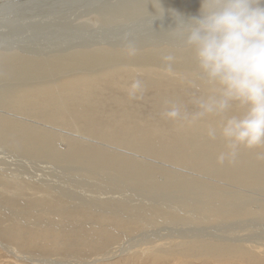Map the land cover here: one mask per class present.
Here are the masks:
<instances>
[{"label":"bare ground","instance_id":"6f19581e","mask_svg":"<svg viewBox=\"0 0 264 264\" xmlns=\"http://www.w3.org/2000/svg\"><path fill=\"white\" fill-rule=\"evenodd\" d=\"M19 1L27 6L32 0H0V23L19 19L18 12H15L19 6L21 8ZM106 2L90 0L83 7L79 4L81 1L74 3L68 9L72 16L71 24L93 9L101 13L96 22L122 24L117 27L121 28L128 26L127 21L134 15L148 9L162 14L186 10L195 13L201 6V0ZM66 5L70 3H66L64 9ZM55 13H50L49 17ZM161 16L166 17L160 15L144 20ZM80 35L78 32L62 40L68 42L62 43L59 49L50 50L51 53L59 52V56L38 54L37 57L44 58L36 59L27 49L12 50L11 54L0 53V149L8 156L0 158V214L4 210L16 224L38 218L39 225L43 226L35 230L19 229L30 245L22 243L27 249L33 248L31 245L43 249L41 240L46 233L66 235L65 240H69L82 232V242H85L82 247L73 248L72 244L70 247L50 246L53 255L58 257L96 251L94 256H98L92 263L97 264L111 258L131 256L135 252L150 254L154 260L162 258L160 256L174 259L190 256L199 264H210L211 260L217 261L221 254L226 253L241 256L245 261L252 259L255 261L253 264H257L258 258L264 256V158H258L264 155V146L251 150L241 148L234 161L220 163L218 156L224 151L223 142L208 139L204 134V124L188 126L182 121H171L162 116L169 101L185 106L191 104L192 90L186 84L191 64L187 54L174 41L160 45L161 37L151 35L127 36L123 41L110 38L101 40L109 43V49L95 48L68 54L74 46L95 45L82 44ZM166 52L176 56L171 72L165 71L162 63V54ZM140 77L146 81L145 87H155L151 103L153 109L161 114L159 120L156 116H151L153 120L143 117L132 104L133 111L130 108L129 111L121 110L111 118L103 115L105 112L101 109L88 112L92 109L90 102L94 99H97L96 102L106 100V94L116 95L113 93H118L112 99L114 107L121 109L125 101L119 95H125L131 101L128 82ZM143 101L146 102L145 99ZM121 128L124 131H119ZM73 132L93 135L94 140L106 139V143L116 142L114 136H119V143H114L117 146L131 151L138 147L136 150L141 155L161 160L180 168V171L157 167L154 170L149 165L123 156L127 151L122 148L125 152L121 154L79 144L70 139ZM91 137L89 140L92 142ZM5 154L0 152V156ZM9 164L12 168L7 167ZM21 164L34 165V173ZM82 168L86 175L99 180V188L96 189L99 198L86 199L69 193L52 179L50 172L62 170L72 176H82ZM183 172H188L189 176L181 174ZM35 179L38 183L31 181ZM127 191L139 194L142 200L109 196ZM104 195L108 197L103 198ZM134 222L142 228L136 234L134 227L131 228ZM158 227L162 229L158 230ZM147 229L149 231L146 232ZM3 231L11 242L20 232ZM15 249L9 248V251L13 250L10 253L21 252ZM188 257H184L186 261ZM21 258L32 260L33 257L21 255ZM60 260L34 261L41 264H69L72 261L64 257ZM74 262L82 264L79 259Z\"/></svg>","mask_w":264,"mask_h":264},{"label":"clouds","instance_id":"9594fccd","mask_svg":"<svg viewBox=\"0 0 264 264\" xmlns=\"http://www.w3.org/2000/svg\"><path fill=\"white\" fill-rule=\"evenodd\" d=\"M174 16L167 34L191 64L186 84L193 107L169 101L162 116L204 124L208 139L223 142L220 163L234 161L241 148L264 146V0H201L197 15ZM161 59L171 72L176 56L166 52ZM143 90L135 80L129 97Z\"/></svg>","mask_w":264,"mask_h":264},{"label":"rangeland","instance_id":"374dc122","mask_svg":"<svg viewBox=\"0 0 264 264\" xmlns=\"http://www.w3.org/2000/svg\"><path fill=\"white\" fill-rule=\"evenodd\" d=\"M78 1H81V3H79V4H82V7H83V6L87 5V3L90 0H43V1L42 0H39V1L38 0H32V1L29 2V4H31V5L28 4L27 6L22 5L23 1H19L18 4L21 5V8L19 6L18 7L19 9L15 11L16 13L18 12L17 15H19V19L15 18V21H5V22H1L0 23V31L2 32L1 35H0V53L11 54V53H13V52H11L12 50L16 51L17 49H27L30 52L32 51L31 52L32 53L31 56H34L36 59L37 58H44V57H37L38 54L40 56H45V57H50V56H53V55L54 56H59L60 55L59 52L51 53L52 51H50V50L51 49H59V48H61V46L63 45L62 43L68 42L67 40L65 42H62V40L64 41L65 39H69L73 35H76V33H78V32L81 34L80 37H82V44H92L93 43L95 45H86V46L78 45V46H74L67 52L68 54L71 53V52H74V51H81V50L82 51H89V50H93L95 48H108L109 49V45H108L109 43H107L106 41L103 43L101 40L110 39V38H116V39H118L120 41H123L127 36L134 37V36H137V35L160 36L161 39L159 40V44L160 45H165V43L167 44L168 42L171 41V38L169 37L167 32L173 30L176 27L175 18H171V16L175 15L174 13L169 12V13L162 14V13L157 12V11H151L150 9L145 10L141 14L134 15L130 20L127 21L126 24H128V26L121 27V28H117V27L122 26V24H116L115 25L114 23L103 24V21L96 22L95 19L101 14V13H99V11H97V9H93L91 12H88L87 14L82 15V17H80L74 24H71L70 19H71L72 16L69 15L68 9L71 8L73 6V4L78 2ZM106 1H108V0H103V2L107 3ZM109 1L112 2L113 4L119 2V0H109ZM66 3H70V5H68V6L66 5V9H64L65 8L64 5ZM60 4H62V5H60ZM41 8H43V9H41ZM75 9H76V7H75ZM94 10H96V11H94ZM55 11L57 13H55ZM82 12H83V10H82ZM50 13H55V15L53 17H49ZM170 13H172V14H170ZM178 13L181 14V15L183 14V16H185V17H189V16H192V15H197L198 11L196 10V12L194 13V11L193 12H189V11L186 10L184 12H178ZM160 15H165L166 17L161 16L162 18L152 19V20H144L146 18L150 19L152 17H157V16H160ZM60 17H61V19H60ZM140 19H143V20H140ZM1 20L2 19H0V21ZM25 20H27V21H25ZM12 27H13V29H12ZM38 29H40V31ZM37 31L39 33H37ZM40 33H41V35H40ZM50 33H52L53 36ZM48 36H50V38ZM51 37H53V38H51ZM105 43H107V44L105 45ZM8 50H10V51H8ZM33 53H35V54H33ZM42 53L44 55H42ZM135 80H140L143 83V85L146 83V81H144L141 77L140 78H134V79H132V81L128 82V86H127L128 89H130L131 84ZM144 88L145 89L147 88V89L146 90L144 89L142 94L141 93L137 94V96H138L137 98H139V99L130 98L129 97L131 99V101H128L126 99L127 96L119 95L125 101V105L121 109H117L116 107H114L113 100H112V99L115 98V96L118 95V93L110 92L111 94L113 93V94H116V95L108 96V94H106L107 97H105V98H107V99L103 100V101H101V99H99L98 102H96L97 99H94L93 102H90L91 105H92V109H89L88 112L92 113V111L95 110V109H97V110L101 109L103 112H105L103 115H107L108 118H111V117L116 116L118 114V112L121 111V110L128 109V111H129V108L131 109L130 105L132 104V105H134V107L136 106L135 107L136 110L141 112L143 117L150 118V120H153L152 117L154 116V118H155V116H156V119L159 120L161 118L160 117L161 114L156 112L155 109H153L154 106H153V103H151L152 95H154V93H153L154 89L153 88H155V87H145L144 86ZM144 96H145V98H144ZM140 98L142 100H140ZM143 99H145L146 102L143 101ZM94 104H96V105L94 106ZM98 105H100V106H98ZM187 105L190 106V109L188 108L189 106H187V108L189 110H192L193 106L191 104H187ZM137 106H138V108H137ZM100 107H102V108H100ZM105 107H106V109H104ZM111 107L112 108L114 107V109H112ZM143 110H145V111L143 112ZM109 111H110L111 114H113V116L110 113H108ZM151 111H152V113H151ZM88 115H90V114H88ZM92 118H94L96 121L98 120L96 117H92ZM97 125H98V123H97ZM48 126H52V125L49 124ZM56 129H58V127ZM57 131H59V130H57ZM119 131H124V130L121 128V129H119ZM70 134L72 135V136H69L70 139L73 138L72 140H74L75 142L77 141L79 144L81 142V144H84V145L86 144L87 146H96V148H102V149H105V150L107 149V151L108 150H112V151H116L117 153H121V152L123 153V152L127 151L128 153L125 152L123 156H128L135 162H140V163L149 165L154 170L157 169V168L158 169H162V170H164V169H167V170L171 169L172 170V169H176L177 168V167L165 164L161 160H160L161 161L160 162L159 160H157L155 158L148 157V156H145V155H141L140 152L138 150H136L138 147L136 149H134V150L132 149V151H131V149H126V148H122V146L121 147L117 146V144H114V143H119V139H121L119 136H114V139L116 140V142H107L108 143L107 144L106 143V139H103L102 140L103 142L99 141V140H94L95 138L93 137V135H88V134H83V133L81 134V133H77V132H73V133H70ZM76 135H78V136H76ZM83 135H84V137H83ZM91 136L93 137V139H92L93 143L91 142V139L89 140V138ZM66 137L69 138L68 135H66ZM118 137H119V139H118ZM70 139H68V140H70ZM79 140H81V141H79ZM98 141L101 142V144H99ZM109 143H112V144H109ZM104 144H106V145H104ZM107 145H109V146H107ZM121 148L124 149L125 151L122 150ZM129 151L131 153H129ZM0 152L2 154H5L2 149H0ZM137 152L139 154H136ZM6 157H8L6 154H5V156H0V158H6ZM12 164H16V163H12ZM17 165H13V166L16 168ZM21 166H24V168H26L27 171L34 173V170H35V166L34 165H31V164L22 165L21 164ZM7 167L12 168L10 166V164ZM32 167H33L34 170L32 169ZM26 169H23V170H26ZM177 169L180 171V168H177ZM50 172H52V175H51L52 179L54 178L55 182L58 181L60 183V186L64 187L65 190H67L69 193L74 194V195H78V196H82V198H86V199H97V198H99L98 194L96 192L97 191L96 189L99 188V180L93 179V178L89 177L88 175H86L84 173L85 172L84 168H82V176H72L71 174L65 173L62 170H56V171H50ZM35 174H38V172L35 173ZM181 174H186V175L188 174V176H189L188 172L187 173L183 172ZM160 178H159L160 180L163 179L161 177V175H160ZM204 179L205 178H202L201 180L205 181ZM31 181L34 182V183H36V182L38 183L37 179L31 180ZM208 181L209 182H214L213 180H208ZM29 183H31V182H29ZM231 189H233V188H231ZM8 194H9V196H11L10 193H8ZM109 196L110 197H114V198H118V199H130L131 198L133 200H137V199L138 200H142L141 198H139V194L131 192V191H127V192H124V193H114V194H111ZM107 197L108 196H105V195L103 196V198H107ZM138 202L139 201H136V203H138ZM157 202H161V200H158ZM9 209H11V208H9ZM74 209H73V211H74ZM15 210H17V209H15ZM1 212H2V214H0V219H2V220H0V264H41L40 262H37V261L45 260V259H51L54 262L55 261L60 262L61 261L60 260L61 257H64V259H66V260L67 259L72 260V261H69V264H73V263L75 264V262H74L75 259L81 260L82 264H96V263H92V261L94 259H96L97 256H98L97 254H96V256H94L95 253H97L96 251H94V252L88 251V253L86 252L84 254L80 253V254H76V255H74V254H67V255L64 254L63 256H58V257L53 255L54 252L52 253V248L51 247H56L57 248V247H59L61 245H65L67 247H70V246L73 245V248H78L80 246L82 247V244L85 243V242H82V237H83L82 236V232H78V234H77L78 236L77 237H76V235L74 237L72 236L71 239H69V240H65V236L66 235H61V234H58L56 232L55 233L53 232V234H52V232L50 234L46 233V236L41 240V243L43 245V249L40 246H39V248H36L38 246L34 247L35 245L34 246L31 245V247H33V248L27 249L26 246L22 242H26L29 245H30V243H29L28 240H25L26 238L24 237L23 233L19 229L27 228V229H30V230H35L37 228L43 227V226L39 225L40 221L37 220L38 218H34V217L30 218L29 222H27V221L26 222H22L23 224H27V225H23L22 226V223H17L16 224V222L14 221V218L11 215H9L8 213H6L4 210L1 211ZM76 213L77 212H75L74 214H76ZM74 214H72V215H74ZM3 216L4 217H8V218H3ZM80 216H82V213H80ZM6 220H7V222H6ZM95 221H97V220H95ZM197 223L200 224V222H197ZM8 224H10V225H8ZM35 224L38 225V226H36ZM29 225H30V227H29ZM138 226H139V228H138ZM138 226H136L135 222H134L133 226H131V228L134 227L133 228V231H135L134 234L139 233L141 231V229H142L141 225L138 224ZM159 229H162V228L158 227V230ZM3 230H5V231H20V232H19V236H17V238L14 241L11 242V241L7 240V238H9V237H7V235H5ZM82 230H83V228H82ZM147 231H149V229H147L146 232ZM120 233H122V232L120 231ZM127 234L131 235V233H127ZM240 234H242V232ZM45 238L46 239L49 238V239L46 240ZM74 240H77V241H74ZM18 241H19V243H18ZM57 241H59V242H57ZM65 242H66V244H65ZM8 247L12 248V249L16 248V249H18V251H21V252H18V253H15V254L10 253L13 250L9 251ZM47 247H48V249H47ZM45 248L48 251L45 250ZM28 250L29 251L31 250V252H29ZM43 250H45L46 252L43 251ZM136 254L137 253L134 252V253H131L132 257L128 255V256H123L122 258L121 257H117V259L116 258H113V259L111 258V259L106 260V261H99V262H97V264H107L108 263L107 261H109L108 264H113V263L114 264H118L119 262H120V264H152V262H153V264L155 262H156L155 264H164V263L165 264H194V263L195 264H199V263L193 261L190 258V256L189 257L188 256H184V257H188L187 261H189V259H190L189 262H187L186 258H184V257L178 258V259H174V258L165 257V256H160V257H162L160 259L159 258H155V260H156L155 261L153 256H149L150 254H147V255H145L143 253L141 255H140V253L137 254V255ZM21 255L24 256V257H27V255L28 256L30 255L34 259L32 258V260H29V259L27 260V259L21 258ZM49 256H51V257H49ZM221 256L223 258L220 257V259H219L220 261L219 260L216 261V259H214L215 261L211 260L210 264H214V263L215 264H234V263L235 264H237V263L238 264H253L255 262L252 259H248V260L245 261V259L242 260L241 256L240 257H235V256L226 255V253L221 254ZM70 257H73V258L70 259ZM90 257H92V258H90ZM152 257H153V259H150ZM227 257H229V258H227ZM88 258H90V259H88ZM118 258H120V259H118ZM136 258H137V261H135ZM35 259L37 261H34ZM124 259L125 260L127 259V261H125ZM148 259H149V261H147ZM199 259H202V258H199ZM132 260H134V261H132ZM122 261H123V263H122ZM234 261H236L237 263L234 262ZM257 264H264V256H260L258 258Z\"/></svg>","mask_w":264,"mask_h":264}]
</instances>
